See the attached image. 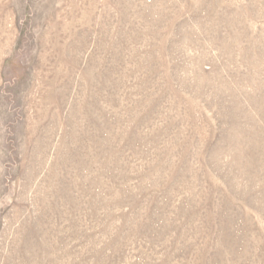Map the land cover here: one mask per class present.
Wrapping results in <instances>:
<instances>
[{"label":"rangeland","instance_id":"374dc122","mask_svg":"<svg viewBox=\"0 0 264 264\" xmlns=\"http://www.w3.org/2000/svg\"><path fill=\"white\" fill-rule=\"evenodd\" d=\"M0 264H264V0H0Z\"/></svg>","mask_w":264,"mask_h":264}]
</instances>
